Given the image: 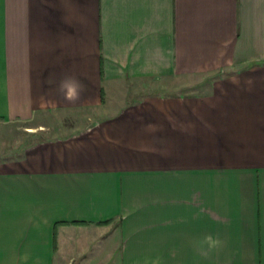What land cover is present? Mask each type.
<instances>
[{
  "label": "crops",
  "instance_id": "0c3cea01",
  "mask_svg": "<svg viewBox=\"0 0 264 264\" xmlns=\"http://www.w3.org/2000/svg\"><path fill=\"white\" fill-rule=\"evenodd\" d=\"M0 122V264H264V0H0Z\"/></svg>",
  "mask_w": 264,
  "mask_h": 264
},
{
  "label": "clouds",
  "instance_id": "9594fccd",
  "mask_svg": "<svg viewBox=\"0 0 264 264\" xmlns=\"http://www.w3.org/2000/svg\"><path fill=\"white\" fill-rule=\"evenodd\" d=\"M47 83L49 85L56 84L55 91L70 104H76L86 90L85 85L75 75H64L58 83L50 77ZM198 218L194 217V219ZM189 243L197 254L208 256V254L222 249L225 242L219 236L209 233L202 237H193Z\"/></svg>",
  "mask_w": 264,
  "mask_h": 264
},
{
  "label": "rangeland",
  "instance_id": "374dc122",
  "mask_svg": "<svg viewBox=\"0 0 264 264\" xmlns=\"http://www.w3.org/2000/svg\"><path fill=\"white\" fill-rule=\"evenodd\" d=\"M50 135V133H49ZM38 137H29L20 124H7L0 122V152H8L0 155L1 158L11 155L13 148L20 151L24 144L37 141Z\"/></svg>",
  "mask_w": 264,
  "mask_h": 264
}]
</instances>
